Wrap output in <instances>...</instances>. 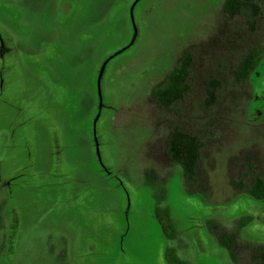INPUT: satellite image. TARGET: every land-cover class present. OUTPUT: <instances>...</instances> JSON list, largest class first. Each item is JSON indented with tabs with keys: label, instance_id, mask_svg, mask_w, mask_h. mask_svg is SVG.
I'll return each mask as SVG.
<instances>
[{
	"label": "rangeland",
	"instance_id": "1",
	"mask_svg": "<svg viewBox=\"0 0 264 264\" xmlns=\"http://www.w3.org/2000/svg\"><path fill=\"white\" fill-rule=\"evenodd\" d=\"M133 1L73 0L75 8L64 19L60 0H0V26L9 32L18 52L15 82L0 105V172L5 178L20 176L11 188L0 184V213L8 198L19 209L15 212L22 214L16 255L12 251L14 260H9L58 264L49 252L61 237L69 264L78 263L74 258L89 239L100 264H116L124 256L132 264H161L157 255L166 240L161 224L169 212L179 233L164 254L176 247L180 264H264V244L250 243L234 222L224 220L235 216L239 205L227 204L238 190L234 182L228 185V179L255 176L264 167V122H249L244 116L248 82L228 88L211 107L210 140L201 160L203 178L194 190H183L175 175L163 206H158L159 193L142 184L171 172L164 149L167 137L160 132V111L151 96L161 72L165 77L187 49L206 50L204 57L197 54L195 90L200 92L205 81L219 77L223 52L233 54L230 66L235 63L239 47L233 42L240 39L229 37L234 26L223 20L220 5L211 7V0L139 2L136 43L111 60L103 77L104 100L115 109L103 113L97 126L102 160L136 188L131 204L116 181L102 178L92 135L97 71L105 58L128 44ZM257 25L261 32L264 22ZM163 117L166 124H183ZM56 145V162L60 158L62 162L54 164ZM238 169L241 173L236 176ZM214 208L224 212L211 213ZM9 211L6 207L4 213ZM209 221L211 241L207 240L206 251H199L189 240V229ZM4 222H0V253ZM229 235L233 244L223 248ZM9 254L0 258V264H8ZM164 261L174 264L171 258Z\"/></svg>",
	"mask_w": 264,
	"mask_h": 264
},
{
	"label": "flooded vegetation",
	"instance_id": "2",
	"mask_svg": "<svg viewBox=\"0 0 264 264\" xmlns=\"http://www.w3.org/2000/svg\"><path fill=\"white\" fill-rule=\"evenodd\" d=\"M142 0H134L129 9V16L131 21V27H132V33L131 38L126 46H124L119 51L113 53L111 56L105 58L97 71V108L95 110V115L92 122V135H93V141H94V149L95 153L97 155L99 164H100V170L102 173V178L105 181L114 180L117 182V187H120L122 191L125 193L127 199H128V205L131 204V197L135 195L136 188H130V184L126 181V179H123L121 176V173L112 167L107 166V164L102 160V156L100 153L101 145L103 143L100 140V132L98 130V121L102 117L103 113L107 112L108 110L114 108L113 105H110L105 102L103 97V90H102V83H103V77L105 75V72L108 70L109 63L112 59L122 54L124 51L130 49L133 47V45L136 43V38L138 36V26H137V18H136V12L135 9L137 8L139 2ZM226 0H211V7L213 5H220V11L221 15L223 17V20L228 22L229 24L232 23V26H234V31L229 33V37H236L239 38L240 42L235 43L238 45V51L236 50V54H238L235 57V63H238L239 60H241L242 56L244 54H247L249 51H260L262 54L260 55V59L257 61L255 66L250 69L249 74L241 81L236 82L232 81L228 84L227 82V76L228 74H232L234 70H239L238 65H232L230 66L228 64L229 55L232 57L233 54L230 52V54L227 55L226 52H223L222 58L223 64L221 65L220 75L217 77L219 81L218 85V92L216 94L215 99H211L209 97V89H210V79L205 81L203 83V89L199 92L196 91V85L199 84V81L196 80V70H197V58L199 55L198 53H201V56L206 53V50L199 51L195 50L194 47L187 49L183 52L181 58L187 53L190 56V73L188 77L187 82V91L185 93L184 98L181 102L173 104L169 109L165 108L160 101L154 100L157 109L160 111V115L158 118L160 119L159 122V128L160 132L163 133L167 139L165 142V153L167 157V162L169 167L171 168V172L166 174L167 176L161 177V178H147L144 180L142 184H145L150 190L159 193V197L161 199V204L157 203L158 206H163V201L165 200V197L168 196V189H169V183L170 180L173 178V176L178 175L179 184L182 187V189L186 191L194 190L197 186V182L203 178L201 175V160L202 156L204 154V150L207 148L206 143H209L210 140V124L208 123V116L209 112L212 106L216 105L220 98L222 97L223 93L225 91L231 88L237 89L241 87L244 83L248 82L250 86V95L248 97V100H246V111H245V117L247 121L249 122H264V104L259 105V103H264V27L262 28L261 32L258 30V22L262 20L264 22V18L262 17V6L264 2L262 0H252V6L251 7H245L241 10V12L234 17V19H229L227 17V14L224 12V6H225ZM210 7V8H211ZM59 8L64 9V19L67 18L68 13H71L72 10L75 8V3L73 0H60L59 2ZM237 25V26H236ZM250 33V34H249ZM255 35L254 39L251 38L252 35ZM230 37V38H231ZM238 40V39H237ZM235 54V53H234ZM18 52L14 45V42L12 40L11 35L9 32L0 26V105L3 103V97L6 94L7 90L11 88V86L14 84V62H18ZM211 55V54H210ZM200 56V57H201ZM181 58L179 59L178 63L180 62ZM227 61V64H226ZM178 63L173 66L170 71H168L163 76V72H161V80L156 84L155 87H162V85L165 83L168 73L174 70ZM241 69V68H240ZM144 72H140L139 75H143ZM230 87H229V86ZM154 87V88H155ZM255 103V104H254ZM257 104V105H256ZM11 106V105H9ZM115 109V108H114ZM196 111V112H195ZM168 116L171 118L172 121H180L183 122V124L179 125L178 122L176 125L166 124L165 121L162 120L164 118L163 116ZM243 117V115H242ZM167 122L169 120H166ZM185 122V124H184ZM203 124L202 128H199L196 124ZM12 131L9 130L8 136H12ZM177 133L185 134V139L189 143H195L197 142L199 145V159L197 162V167L195 168L194 175L191 178H187L184 169L182 165L179 162H176L173 160L172 155L170 154V144L173 142V140H178ZM183 138V136H182ZM59 147L55 146V157H52V161H54V164L57 162L60 163L61 158L56 162V157L58 155ZM55 159V160H54ZM264 162V160H261ZM31 168V166L29 167ZM257 171V170H256ZM45 172V171H44ZM241 171L238 169V172L235 174L236 176L240 174ZM54 176V174H53ZM243 176L240 175L235 178H229L228 185H233L230 182H234L237 189V194H235L234 198L230 200L227 204H234L236 201L239 203L238 208L234 211L235 216L229 218V219H223L225 221H232L234 222V226L240 230V234L250 243L253 244H264V189H256L257 184L260 182L264 184V167H262L260 170L258 169V172L255 176ZM20 176L17 177H10L5 178L0 172V184L2 187L5 188H11V186L14 185V181L18 179ZM126 181V182H124ZM141 184V185H142ZM140 185V186H141ZM187 187V188H186ZM62 188V187H61ZM199 190H203L201 188H198ZM205 191V190H203ZM7 191H5V194ZM7 196V195H6ZM8 197V196H7ZM6 204L4 206V209H2L0 213V222L2 223V220L5 221L6 224L5 227H3V249L0 253V258L2 256H6L8 251H10L8 260L13 258L16 255V246L15 242L18 240V226L21 221L22 214L16 213L19 211L18 208L14 207L12 205L13 200H9L6 198ZM158 201V200H157ZM241 203V204H240ZM6 207L10 208L9 213H4L6 211ZM189 208V207H188ZM16 212H15V210ZM15 212V213H14ZM224 212V209H218L214 208L212 209L211 213H222ZM126 217L129 213H126ZM218 217L217 215H215ZM164 224H161V228L163 230L164 236H165V247L164 249H160L158 252V259L160 260L161 264H164V260L171 258L174 262V264H180L179 259V250L175 247H173V250L168 253L164 254V251L167 252V246H174V243L176 242L175 236L179 233L178 232V222L177 220L172 216L171 213H164ZM221 218V217H219ZM238 218V221L235 220ZM3 223V224H4ZM216 223V222H214ZM211 222L208 223H200L196 227V229L191 230L193 227H191L189 230V240L197 247V249L201 251H206V244L207 240L211 241V236L209 235L208 230L211 228ZM227 226L228 222H226ZM208 225L210 227L208 228ZM127 226H129L127 224ZM217 226V225H215ZM220 226V224H218ZM221 227V226H220ZM208 229V230H207ZM202 234L205 236L202 238ZM224 241L222 242L223 248H229L233 244V239L229 236H226ZM94 241L92 239H89V243L85 250L82 252H79L76 254V257L74 258L79 264H100L99 261L94 258ZM215 245V243H214ZM57 247V251H56ZM65 252H62V251ZM66 247L65 242L60 237L57 246L54 245L53 248H51V256L54 258V262H57L58 264H69L70 260L66 258ZM199 250V251H200ZM12 251L14 254V257H12ZM121 254L123 255L124 252L121 249ZM64 253V254H63ZM65 255V256H64ZM261 255V254H260ZM264 260V257H261ZM7 260V261H8ZM13 262V261H12ZM77 263V264H78ZM8 264H12L10 260L8 261ZM14 264V263H13ZM116 264H132L129 259L124 256L122 260H119Z\"/></svg>",
	"mask_w": 264,
	"mask_h": 264
},
{
	"label": "trees",
	"instance_id": "3",
	"mask_svg": "<svg viewBox=\"0 0 264 264\" xmlns=\"http://www.w3.org/2000/svg\"><path fill=\"white\" fill-rule=\"evenodd\" d=\"M252 4V0H226L224 12L229 19H234L243 8H253ZM261 54L262 52L257 50L249 51L247 54H244L241 60L234 64L238 65L239 70H234L231 76H229L231 80L236 82L243 80L249 74L250 69L253 68L260 59ZM190 66V56L186 53L181 58L177 67L168 73L167 79L162 87H155L152 90V98L156 101H160L167 109L173 104L181 102L187 91ZM209 83V97L215 99L218 92L219 81L217 78H212ZM177 136H180L177 142L173 140L170 144V154L174 161L182 165L186 177L191 178L194 175L199 159V145L197 142L194 144L189 143L185 139V134L177 133ZM255 188L264 189V184L260 182ZM262 257H264V255H262Z\"/></svg>",
	"mask_w": 264,
	"mask_h": 264
}]
</instances>
